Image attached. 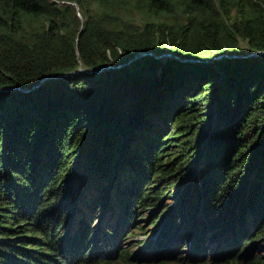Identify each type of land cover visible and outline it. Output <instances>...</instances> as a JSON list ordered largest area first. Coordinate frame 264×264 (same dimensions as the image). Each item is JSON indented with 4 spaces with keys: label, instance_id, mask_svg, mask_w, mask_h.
Returning a JSON list of instances; mask_svg holds the SVG:
<instances>
[{
    "label": "trees",
    "instance_id": "trees-1",
    "mask_svg": "<svg viewBox=\"0 0 264 264\" xmlns=\"http://www.w3.org/2000/svg\"><path fill=\"white\" fill-rule=\"evenodd\" d=\"M241 42L264 0H0V89ZM134 62L0 93V264H264V56Z\"/></svg>",
    "mask_w": 264,
    "mask_h": 264
},
{
    "label": "rangeland",
    "instance_id": "rangeland-1",
    "mask_svg": "<svg viewBox=\"0 0 264 264\" xmlns=\"http://www.w3.org/2000/svg\"><path fill=\"white\" fill-rule=\"evenodd\" d=\"M241 45H242V48H243V50H244V53L245 54H247L248 53V49H247V47H246V44L244 43V42H241ZM168 58H165V59H161V60H159V61H163L164 63H166L165 61L167 60ZM132 60V59H131ZM131 60H129V61H126V62H124L122 65H124L122 68H120V69H117V71H119V72H121L123 69L125 70V69H127V68H129L130 66H132V64H134L135 62L133 61V62H131ZM222 60V59H221ZM210 64H214V62H209ZM116 70V69H115ZM104 71H106V70H104ZM104 71H102L101 73H103ZM100 73V74H101ZM79 74H86V73H79ZM86 75H88V74H86ZM95 75H99V74H95ZM18 91V90H17ZM212 111H215V108L213 109L212 108ZM209 137V136H208ZM129 144H130V142L128 143V145L126 146V149L125 150H123V153H125L126 151H127V148H128V146H129ZM206 144H207V140H206V143H205V147H206ZM76 181H77V184H79L78 186H76V191L77 192H79V195L81 194V189H80V180H78L77 178H76ZM75 195H76V193H75ZM76 196H78V195H76ZM177 198H178V196L177 197H175V198H172V199H167V201H168V203H173V208H174V214H176V212H178L179 213V209L177 208V205H176V202H177ZM107 203V202H106ZM106 203L104 204V207H105V205H106ZM167 203V202H166ZM167 203V204H168ZM109 206V205H108ZM172 210V208L169 210V212L167 213V214H165V216H170L171 214H170V211ZM73 213H74V209H72V216H73ZM77 213V212H76ZM111 213V214H110ZM103 214H104V212H103ZM115 214V212L114 211H111V212H109L105 217L108 219L110 216H112L113 217V220L116 218V214ZM79 216V215H78ZM186 216V215H185ZM97 217H101L102 218V214L100 213ZM104 218V217H103ZM102 218V219H103ZM187 218V217H186ZM188 219V218H187ZM167 221V220H166ZM165 221V218H162V220L158 223V225L156 226V228H154V229H152V230H150V233L148 234L149 235V239L150 240H154L155 238H156V236L157 235H159V232H160V230L162 229V227H167V225H168V222H166ZM166 222V223H165ZM165 223V224H164ZM191 223V220L190 219H188V221H187V225H189ZM144 225H146V226H149V224H144ZM96 226V225H95ZM167 229L168 230H170V228L169 227H167ZM226 230H225V227H224V231H221V232H225ZM245 233H246V231H245ZM248 234V232L246 233V235ZM188 236H192V237H194V235H193V233H189V235ZM245 236V235H244ZM244 236H242V237H240L239 239H242ZM173 237V236H172ZM143 237H139V238H136V239H134L133 241H130V242H128V243H122L121 245L123 246V247H126L127 245H131V243H133V242H135V241H139V240H141ZM238 239V240H239ZM260 244H262V243H260ZM259 244V245H260ZM189 246H191L192 247V249H188V250H186V251H184V252H182L181 254H182V256H184V258H192L193 259V257L197 260V261H199L200 259H198V256L199 255H201L202 256V251L201 250H196L195 249V244L194 245H191L190 243L188 244ZM253 245L252 246H250V247H248V249L246 250V251H244V252H242V254L241 255H244V254H246V253H248V252H251L252 250L254 251V255H259V256H261L262 258H264V250H263V248L261 247L260 249H258V248H254V247H256V246H254L253 248ZM145 254H147V253H145ZM148 255V254H147ZM144 258H145V256H144Z\"/></svg>",
    "mask_w": 264,
    "mask_h": 264
},
{
    "label": "water",
    "instance_id": "water-1",
    "mask_svg": "<svg viewBox=\"0 0 264 264\" xmlns=\"http://www.w3.org/2000/svg\"><path fill=\"white\" fill-rule=\"evenodd\" d=\"M153 57L154 59L156 60H161V59H165V58H173V59H176V60H179L181 62H191V63H209V62H214V61H218V60H221L223 58H228V59H246V58H250V57H259V56H264V52H257V53H250V54H247V55H228V54H225V55H218V56H215L213 57L212 59H207L206 61H200V60H187V59H182L170 52H166V53H162V54H155L153 52H140L139 54H137L132 60L131 62L135 61V60H138V59H141L143 57ZM124 65H119V66H106V67H101L97 70H86V69H80L72 74H64V75H59V76H50V77H47L45 79H43L37 86L33 87V88H30V89H26V88H20V87H17V88H4V89H0V93H9V92H12L14 90H18L20 92H26V93H29V92H32L34 90H36L37 88H39L42 84H44L46 81L48 80H59V79H63V78H67L69 76H72V75H76V74H79V73H86L88 75H95V74H100L102 71L104 70H109V69H120L122 68Z\"/></svg>",
    "mask_w": 264,
    "mask_h": 264
},
{
    "label": "bare ground",
    "instance_id": "bare-ground-1",
    "mask_svg": "<svg viewBox=\"0 0 264 264\" xmlns=\"http://www.w3.org/2000/svg\"><path fill=\"white\" fill-rule=\"evenodd\" d=\"M167 218V217H166ZM184 227V226H183ZM190 242L193 243V238L190 239ZM182 245V244H181ZM166 247V246H165ZM170 248V247H169ZM175 248V247H173ZM144 253H147L148 255L150 254L149 250H146ZM176 257V256H175ZM174 257V258H175ZM181 257V256H180ZM158 258V257H157ZM146 261V260H145Z\"/></svg>",
    "mask_w": 264,
    "mask_h": 264
}]
</instances>
